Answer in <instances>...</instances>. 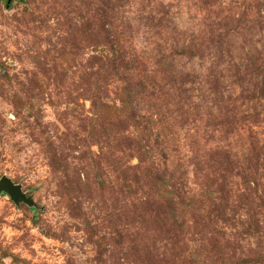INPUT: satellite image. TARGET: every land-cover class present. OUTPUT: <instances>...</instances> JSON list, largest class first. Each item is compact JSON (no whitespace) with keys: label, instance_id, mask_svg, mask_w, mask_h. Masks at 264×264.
Segmentation results:
<instances>
[{"label":"rangeland","instance_id":"obj_1","mask_svg":"<svg viewBox=\"0 0 264 264\" xmlns=\"http://www.w3.org/2000/svg\"><path fill=\"white\" fill-rule=\"evenodd\" d=\"M4 177L0 264H264V0H0Z\"/></svg>","mask_w":264,"mask_h":264},{"label":"water","instance_id":"obj_2","mask_svg":"<svg viewBox=\"0 0 264 264\" xmlns=\"http://www.w3.org/2000/svg\"><path fill=\"white\" fill-rule=\"evenodd\" d=\"M0 193L6 194L14 203H24L28 206H33L34 203L30 197H27L26 194L23 193L21 187L19 185H15L8 178H3L0 181Z\"/></svg>","mask_w":264,"mask_h":264},{"label":"trees","instance_id":"obj_3","mask_svg":"<svg viewBox=\"0 0 264 264\" xmlns=\"http://www.w3.org/2000/svg\"><path fill=\"white\" fill-rule=\"evenodd\" d=\"M153 149H148L147 155L152 154ZM149 158L151 159V156L149 155ZM156 180L157 182L164 188L165 187V182H164V175L162 174H157L156 175Z\"/></svg>","mask_w":264,"mask_h":264}]
</instances>
